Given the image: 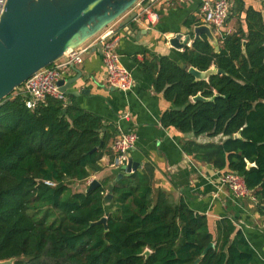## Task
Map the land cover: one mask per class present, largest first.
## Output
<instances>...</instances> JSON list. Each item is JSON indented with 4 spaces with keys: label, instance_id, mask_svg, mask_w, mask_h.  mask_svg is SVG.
<instances>
[{
    "label": "trees",
    "instance_id": "16d2710c",
    "mask_svg": "<svg viewBox=\"0 0 264 264\" xmlns=\"http://www.w3.org/2000/svg\"><path fill=\"white\" fill-rule=\"evenodd\" d=\"M232 11L234 30L220 32L215 43L205 34L194 38L191 27L201 22L189 16L184 23L191 45L175 51L176 59L153 57L143 65L155 74L154 89L172 104L160 116L162 126L226 136L220 143L188 140L183 148L223 173L241 174L264 215V18L241 0H233ZM189 67L213 71L196 79ZM13 92L0 102V261L193 264L199 258L197 264H253L232 220L219 219L213 236L204 214L153 191L148 164L112 184L107 205L103 197L115 176L90 191H72V182L101 169L118 129L102 131V119L74 96H47L27 108ZM197 94L208 100L193 101ZM103 216L106 228L95 223Z\"/></svg>",
    "mask_w": 264,
    "mask_h": 264
},
{
    "label": "crops",
    "instance_id": "0c3cea01",
    "mask_svg": "<svg viewBox=\"0 0 264 264\" xmlns=\"http://www.w3.org/2000/svg\"><path fill=\"white\" fill-rule=\"evenodd\" d=\"M230 1L232 5L224 25L215 31L211 29L215 37L220 32H232L235 28L237 16L232 11L233 0ZM241 1L244 6L259 10L264 18V0ZM199 5L200 0H151L129 11H136L137 16L123 25L129 24L127 30L123 26L119 27V23L129 12L110 24L114 30L118 29L116 50L122 65L132 76L133 85L130 90H112L106 86V71L97 47L85 53L82 63L65 72L63 77L80 74V78L70 89L83 90V93L74 96L76 102L83 109L99 116L104 127L113 125L118 130H132L136 133L130 158L139 163V169L145 164L153 168L154 192L162 190L172 202L183 200L193 211L204 214L213 236L216 222L224 217L229 218L245 236L253 253L252 263L264 264V215L259 210L258 200L255 197L233 195L220 182L222 170L183 148V143L188 140L199 144L220 143L226 136H196L192 132L183 133L174 127L162 126L160 116L172 104L154 89L155 74L143 65V62L150 61L153 57L167 56L176 59L175 51L191 45L190 28L184 21L192 16L201 22ZM144 6L158 13V20L154 24H150L144 16ZM194 26L191 27L192 31ZM177 33H181L182 38L189 36L181 48H175L169 42ZM96 35L88 42L94 41ZM111 140L100 158L101 169L91 173L84 182H74L76 186H80L75 191H85L93 179L102 183L104 178L116 176L118 170L111 166ZM114 179L115 177L110 184L116 183Z\"/></svg>",
    "mask_w": 264,
    "mask_h": 264
},
{
    "label": "water",
    "instance_id": "95a60500",
    "mask_svg": "<svg viewBox=\"0 0 264 264\" xmlns=\"http://www.w3.org/2000/svg\"><path fill=\"white\" fill-rule=\"evenodd\" d=\"M139 0H6L4 12L0 18V102L19 88L23 82L37 70L44 68L62 57L67 51L83 44L108 25L127 14ZM136 11L129 14L119 23V27L134 20ZM128 26H123L124 30ZM194 38L205 34L215 43V36L207 24L193 27ZM189 36L182 38L177 33L169 40L175 48H181ZM215 49L218 46L215 45ZM213 71H200L189 67L188 72L196 79H206ZM219 71V70H218ZM80 78V74L60 78L57 84L67 96H78L83 90H72V84ZM193 101L208 100L200 94L192 97ZM102 131L105 130L103 126ZM238 134H235L237 136ZM96 149V148H94ZM139 163L129 158L125 170L115 176L117 182L121 177L134 172ZM101 186V182L93 179L85 192ZM111 186L103 197V203L109 204L112 199ZM95 223H102L106 228V217ZM213 246L210 242L203 250ZM145 254L149 250H145ZM197 258L193 264H197ZM13 259L0 261V264H12Z\"/></svg>",
    "mask_w": 264,
    "mask_h": 264
},
{
    "label": "built area",
    "instance_id": "2783aa9c",
    "mask_svg": "<svg viewBox=\"0 0 264 264\" xmlns=\"http://www.w3.org/2000/svg\"><path fill=\"white\" fill-rule=\"evenodd\" d=\"M150 1L143 0L146 4ZM5 4L6 0H0V18L4 12ZM231 5L230 0H200L199 17L202 24H207L213 31L220 29L229 16ZM143 13L150 24H154L158 20V13L149 9L148 6L143 7ZM110 26L108 25L100 31L94 41L88 42L87 40L83 44L67 51L52 64L37 70L16 89L15 94H19L24 98L27 108H34L47 96L66 101L67 96L61 91L57 81L60 78H64L65 72L81 64L84 54L93 47H97L101 53L106 71V86L112 90H130L133 85L132 76L122 65L116 50V44L119 39L118 29L114 30ZM135 142L136 133L134 131L118 130L117 135L111 142L113 153L112 167H115L118 171L125 170ZM220 182L237 197H254L239 173H223L220 177Z\"/></svg>",
    "mask_w": 264,
    "mask_h": 264
},
{
    "label": "rangeland",
    "instance_id": "374dc122",
    "mask_svg": "<svg viewBox=\"0 0 264 264\" xmlns=\"http://www.w3.org/2000/svg\"><path fill=\"white\" fill-rule=\"evenodd\" d=\"M143 4H144L143 0H139L131 10H134L135 8L137 9L139 6H141V5H143ZM131 10H130V11H131ZM122 17H123V16H122ZM118 20H119V19H118ZM15 93H16V89H15V91L13 92V94H15ZM79 184H81V183H79ZM79 187H80V186H76L75 183H73V182H72V184H71V186H70V188H71L72 191L77 190V188H79ZM81 188H82V187H81Z\"/></svg>",
    "mask_w": 264,
    "mask_h": 264
}]
</instances>
